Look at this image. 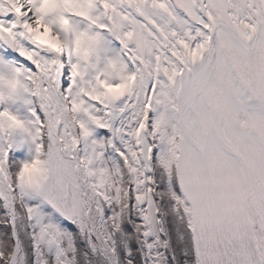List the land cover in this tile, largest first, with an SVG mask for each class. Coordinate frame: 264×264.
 <instances>
[{
  "label": "snow or ice",
  "instance_id": "obj_1",
  "mask_svg": "<svg viewBox=\"0 0 264 264\" xmlns=\"http://www.w3.org/2000/svg\"><path fill=\"white\" fill-rule=\"evenodd\" d=\"M0 264H264V0H0Z\"/></svg>",
  "mask_w": 264,
  "mask_h": 264
}]
</instances>
